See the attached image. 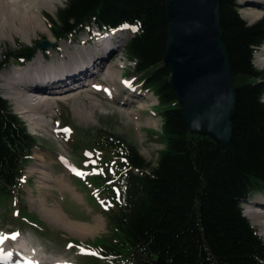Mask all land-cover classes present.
Returning <instances> with one entry per match:
<instances>
[{
    "label": "trees",
    "instance_id": "trees-1",
    "mask_svg": "<svg viewBox=\"0 0 264 264\" xmlns=\"http://www.w3.org/2000/svg\"><path fill=\"white\" fill-rule=\"evenodd\" d=\"M165 1L66 0L55 19L46 16L57 40L92 29L130 33L123 54L138 84L156 99L162 122L163 149L154 167L122 136L100 131L96 138L97 148L113 155L96 185L114 208L106 212L110 236L92 241L95 253L110 264H264V241L241 208L250 195L264 191V77L253 63L264 45V17L248 24L239 14V0H219L221 42L235 96L231 138L221 146L183 123L170 68L163 63ZM30 49L2 50L0 73L11 60L30 58ZM34 146L0 95V198H10L22 182Z\"/></svg>",
    "mask_w": 264,
    "mask_h": 264
},
{
    "label": "rangeland",
    "instance_id": "rangeland-1",
    "mask_svg": "<svg viewBox=\"0 0 264 264\" xmlns=\"http://www.w3.org/2000/svg\"><path fill=\"white\" fill-rule=\"evenodd\" d=\"M43 1L38 2L34 9L42 31H29L28 35L24 34L22 37L21 33L14 34L5 30L3 36H0V55L2 50H15L18 45L32 48L30 58L21 62L11 60L7 68L0 73V95L9 103L13 113L18 116L35 141L31 155L24 165L22 182L10 198H0V234L7 233L8 238L20 234L26 238L25 243L39 246L41 253L63 260L62 263L110 264L107 256L95 253L96 248L92 244L95 239H107L110 236L106 212L110 213L114 208L110 198L102 194L103 188L96 185V179L102 173V165L111 161L113 155L109 150L98 149L96 138L99 137L100 131L122 136L126 143L133 146L154 167L158 153L163 149L160 139L162 122L156 112V99L138 84L137 78L132 74L133 65L123 54V46L130 37V33L124 30L113 32L115 35L111 37V44L116 50L106 59L105 64H101L103 68L100 67L104 70L101 69L100 75L90 78V82H94L93 86L98 85V89L94 91L90 90L91 86L76 87L71 83L68 87L74 88L69 93L64 91L66 94H60L61 96L52 93L50 96L37 98L36 95L28 93L29 96L23 95L20 87L13 90L4 87L2 79L9 77L8 72L39 56L38 50H42L47 57L49 52L41 48L43 45L54 43V48L62 52V55H53V58L50 56V61L53 60L51 67L64 70L63 74L67 75L80 67L71 69L70 63L77 64L79 60L93 62L97 59L94 57L95 52L98 49L103 50L109 40V37L101 39L107 34L92 29L89 33L82 32L73 39L56 43L57 39L49 30L46 16L55 19L57 10L64 7L66 0L47 3ZM243 6L238 5L239 14L248 24L264 17V6H258L257 9L252 7L254 12L259 14L251 17L244 16ZM95 41L97 42L94 44ZM63 48H66V51L75 49L72 52H64ZM51 49L49 47L52 53ZM263 50L264 46L255 53L253 63L264 77V63L261 64L264 61ZM87 54H92L93 58L87 57ZM60 58H64V61L56 67ZM99 72L98 70L95 74L92 73L97 75ZM79 75L81 74L75 76ZM109 77L116 80L112 86L106 81ZM14 78L13 75L9 79ZM25 81L23 85L26 87ZM38 81L36 85L44 83L53 88L56 86V80H49L47 76H40ZM87 81L89 79L83 80L82 83ZM8 85L11 86L9 82ZM11 93H14V99L10 97ZM7 97L12 100L5 99ZM55 100L59 102H54ZM38 103L44 107L42 114L37 110ZM24 110L25 112H21ZM188 129L201 135H212L207 131H196L190 127ZM77 172L82 175H77ZM260 200L264 201V191L250 195L241 205L243 215H246L245 211L258 206L254 204ZM245 218L255 228L258 236L260 234L263 237L264 228L261 224L264 219L257 217L260 221L253 223L248 216ZM252 218L256 221V216L252 215ZM261 236L259 237L264 241ZM73 245L78 249H69Z\"/></svg>",
    "mask_w": 264,
    "mask_h": 264
},
{
    "label": "water",
    "instance_id": "water-1",
    "mask_svg": "<svg viewBox=\"0 0 264 264\" xmlns=\"http://www.w3.org/2000/svg\"><path fill=\"white\" fill-rule=\"evenodd\" d=\"M218 3L165 1L168 42L163 63L170 68V86L185 127L210 132L219 145L226 146L235 96L221 42Z\"/></svg>",
    "mask_w": 264,
    "mask_h": 264
},
{
    "label": "bare ground",
    "instance_id": "bare-ground-1",
    "mask_svg": "<svg viewBox=\"0 0 264 264\" xmlns=\"http://www.w3.org/2000/svg\"><path fill=\"white\" fill-rule=\"evenodd\" d=\"M42 0H12L11 2L8 0H0V36H3L4 31L7 30L10 33L14 34H20L21 36H25L24 34H29V31H42L41 26H40V20L36 16V13L34 12L35 7H37V3ZM56 0H44L43 2H55ZM57 0L56 2H58ZM243 3H238L240 5H244V9L242 13L244 14L245 17H251V16H256L259 13L254 12L252 7H255L257 9L258 6H264L262 3H264L262 0L257 1V0H243ZM10 2V3H9ZM262 2V3H261ZM257 4V6H256ZM251 12H253V15ZM258 16V15H257ZM101 33V32H99ZM103 34V33H102ZM115 35V33H110L107 34L105 37H102L101 39H105L109 37V40L107 41L105 47L103 50L98 49L94 57L97 58L96 60L94 59L93 62L91 61H85V60H79L77 61V64L70 63L69 66L72 69L75 66H80L78 70L75 69L73 72H68L67 75L63 74L64 70H56L54 67H51L52 61H50V56L52 57L57 56V55H62V52L59 51L57 48H54L55 45L54 43H50V45H43V50H46L45 52H49L47 57L44 56L42 50H38L37 54L39 56L33 57L32 60H30L27 64L24 66H19L17 68L12 69L11 71L8 72V76L6 77L7 79H2L3 83H5L4 87L7 90H13V88H21L22 89V94L23 95H36L37 98H43L44 96H50V94L54 93L56 96H61L63 94H66V92H71L72 88L74 87H68V84L73 83L74 86L79 87V86H84L88 85L91 86L90 90L94 91V89H98L97 86H93L94 82H90V78L97 77L101 73V69L103 66H101L102 63L105 64L106 59L111 57L113 53L115 52L116 48L114 49L113 45L111 44V37ZM55 40V38L53 37ZM98 39V40H101ZM97 40V41H98ZM95 41L94 44L97 42ZM56 43L60 42L62 43L63 41H57L55 40ZM86 44V43H84ZM49 47L52 48L50 52ZM59 48V46H57ZM94 47V45H93ZM92 47V48H93ZM78 48V47H76ZM90 48V50L92 49ZM75 49V48H74ZM74 49L71 51H66V48H63L64 52H72ZM80 50V49H79ZM81 51H88V50H81ZM263 56H264V50ZM41 53V54H40ZM53 56V57H54ZM52 57V58H53ZM87 57L93 58L92 54H87ZM37 59V60H35ZM40 60V61H39ZM64 61V58H60V63L56 65V67L61 65V62ZM31 62V63H30ZM82 62V64H80ZM264 61H262L261 64H263ZM102 68H101V67ZM100 71L97 75H94L96 72ZM104 69H102L103 71ZM94 72V74L92 73ZM81 74L79 76H75ZM15 76L14 80L9 79L10 76ZM40 76H47V79L49 80H56V86L53 88L52 86H49V84H44L43 85H36L39 81ZM118 77V76H117ZM27 78V80H26ZM43 80L45 78L41 77ZM89 79L87 83H82L83 80ZM26 80V81H25ZM14 81V83H13ZM25 81L26 87L23 85ZM106 81L112 86L113 84L116 83V80L113 79L112 77H109V80L106 79ZM8 82L11 84V86L8 85ZM63 82V83H62ZM0 85H2L0 83ZM46 86V87H45ZM86 86V88H88ZM67 87V88H66ZM61 88H64L62 91ZM85 88V87H81ZM3 89V88H2ZM100 89V87H99ZM5 90V89H3ZM55 90H58L59 92H56ZM62 92V93H61ZM28 93V94H27ZM61 94V95H60ZM104 94V93H103ZM13 97L14 99V93L10 94V97ZM29 96V95H28ZM10 97H7L5 99L12 100ZM34 97V96H32ZM108 97V96H107ZM4 98V97H3ZM60 98V97H57ZM54 102H59V100H55ZM37 110L42 114L43 111V106L38 103L37 105ZM41 106V107H40ZM19 109L18 107H16ZM16 109V110H17ZM33 111V110H31ZM19 112V111H18ZM21 112H25L21 111ZM20 112L21 116L22 113ZM255 206L258 205V207H255L253 210L250 211H245V216L249 217L250 220L253 221V223H257L260 220H257V217L260 218L261 220L264 219V201L258 202L254 204ZM261 206V208H259ZM252 215L256 216V221L252 218ZM49 217V215H47ZM51 218V217H49ZM62 219V218H61ZM65 221L64 219H62ZM52 221L54 223V219L52 218ZM263 223V222H262ZM261 224V222H260ZM258 226V225H257ZM261 227L264 228V223L261 224ZM264 234V233H263ZM0 236H7V233L0 234ZM259 236H261L259 234ZM262 237V236H261ZM264 237V236H263ZM262 237V238H263ZM25 237H22L20 234L16 235V239L8 238L6 239L2 244H0V264H32L30 263V253L33 251V260L35 263L33 264H63L61 261L63 260H58L54 259L50 256L52 255H45L44 253H41L40 247L39 246H31L28 243H25ZM94 241V240H93ZM75 243V242H74ZM76 244V243H75ZM77 247L76 245L71 246L69 249H78L74 248ZM28 248H32L31 251L28 253ZM46 252V251H45ZM48 252V251H47ZM10 253V255H8ZM44 254V255H43ZM66 264V263H64Z\"/></svg>",
    "mask_w": 264,
    "mask_h": 264
},
{
    "label": "snow or ice",
    "instance_id": "snow-or-ice-1",
    "mask_svg": "<svg viewBox=\"0 0 264 264\" xmlns=\"http://www.w3.org/2000/svg\"><path fill=\"white\" fill-rule=\"evenodd\" d=\"M125 27H128L127 25H125ZM133 31H135L136 29L135 28H133L132 29ZM65 131H67V130H65ZM77 175H82L81 173H79V172H77L76 173ZM12 239H16V236H13V237H11ZM6 239H8V237H6V236H0V244H2ZM91 255H95V253H90ZM8 255H10V253L8 254Z\"/></svg>",
    "mask_w": 264,
    "mask_h": 264
}]
</instances>
